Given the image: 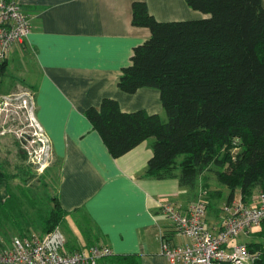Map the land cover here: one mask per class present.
Instances as JSON below:
<instances>
[{
	"label": "crops",
	"instance_id": "obj_1",
	"mask_svg": "<svg viewBox=\"0 0 264 264\" xmlns=\"http://www.w3.org/2000/svg\"><path fill=\"white\" fill-rule=\"evenodd\" d=\"M17 1L31 18V32L13 47L5 70L33 91L34 118L51 146L48 170L66 211L63 222L81 233L82 246L73 249L104 245L112 255L129 258L126 264H172L165 246L186 239L175 231L163 206L172 203L185 210L201 192L181 186L176 178L145 174L152 138L114 157L86 114L110 97L125 112L145 110L166 118L159 90L144 87L127 93L118 86L134 47L151 36L149 28L132 23L137 0ZM142 1L160 21L205 16L186 0ZM226 200L217 207V220L207 212L209 228L222 220ZM209 218L215 221L207 222ZM261 238L264 222L250 237L237 240L253 245Z\"/></svg>",
	"mask_w": 264,
	"mask_h": 264
},
{
	"label": "trees",
	"instance_id": "obj_2",
	"mask_svg": "<svg viewBox=\"0 0 264 264\" xmlns=\"http://www.w3.org/2000/svg\"><path fill=\"white\" fill-rule=\"evenodd\" d=\"M186 2L205 16L160 21L146 1L133 2V25L149 28L151 36L134 47L118 80L127 93L159 90L166 118L145 110L125 112L110 97L86 114L114 157L153 139L147 176L176 178L196 193L211 173L227 188L226 202L238 195L251 200L257 189L264 190V6L262 0ZM15 176L0 162V204L2 188L8 190ZM209 185L205 181L203 192L210 206L222 190H208ZM65 216L55 192L42 218L43 232L19 235L62 230ZM125 258L106 256L98 264L131 263ZM254 264H264V253Z\"/></svg>",
	"mask_w": 264,
	"mask_h": 264
},
{
	"label": "built area",
	"instance_id": "obj_3",
	"mask_svg": "<svg viewBox=\"0 0 264 264\" xmlns=\"http://www.w3.org/2000/svg\"><path fill=\"white\" fill-rule=\"evenodd\" d=\"M31 32V18L17 0H0V66L14 46L23 44ZM27 108L37 128V140L42 141L46 155L51 157L49 139L45 136L33 109L31 98ZM27 106V105H26ZM208 202L205 192L185 210L172 203L163 206L176 232L186 239L181 244H167L164 254L172 264H254L261 250L240 237H250L264 222V190L251 200L238 195L223 205L224 216L212 229L206 224ZM66 236L58 227L42 236H14L11 247L0 251V264H98L113 251L104 245H91L75 250L66 249Z\"/></svg>",
	"mask_w": 264,
	"mask_h": 264
},
{
	"label": "rangeland",
	"instance_id": "obj_4",
	"mask_svg": "<svg viewBox=\"0 0 264 264\" xmlns=\"http://www.w3.org/2000/svg\"><path fill=\"white\" fill-rule=\"evenodd\" d=\"M5 65L0 66V162L10 176H16L11 178L8 190L6 187L2 188L4 201L0 204V251L11 247L14 236L43 232L42 218L47 215L52 206V196L55 195L53 175L48 170L52 159L46 155L42 141L38 144L33 139L37 138V128L27 109L30 108L33 91L17 77L7 74ZM205 175L199 182V193L207 192L205 181L210 184L208 190L213 191L217 187L222 190L219 198L211 199V205L207 209L214 218L217 207L226 199L228 190L218 184L215 175ZM213 218H209L207 222L217 220V215L215 220ZM61 227L65 234H69L67 250L82 244L77 227L67 221ZM260 242L264 244V239L261 238ZM256 250H261L263 255V245Z\"/></svg>",
	"mask_w": 264,
	"mask_h": 264
},
{
	"label": "water",
	"instance_id": "obj_5",
	"mask_svg": "<svg viewBox=\"0 0 264 264\" xmlns=\"http://www.w3.org/2000/svg\"><path fill=\"white\" fill-rule=\"evenodd\" d=\"M37 143L40 144V143H39V140H37Z\"/></svg>",
	"mask_w": 264,
	"mask_h": 264
}]
</instances>
